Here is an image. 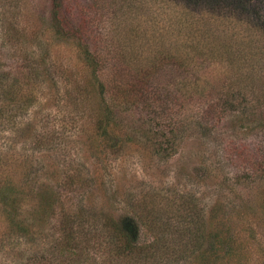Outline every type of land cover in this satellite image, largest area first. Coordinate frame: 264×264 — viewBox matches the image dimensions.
Instances as JSON below:
<instances>
[{"label":"rangeland","instance_id":"obj_1","mask_svg":"<svg viewBox=\"0 0 264 264\" xmlns=\"http://www.w3.org/2000/svg\"><path fill=\"white\" fill-rule=\"evenodd\" d=\"M67 1L78 13L95 7ZM172 1L99 0L97 26L104 44L119 50L123 79L164 50L183 49L192 63L187 76L175 65L143 76L153 88L147 104H115L119 124L106 129L119 137L113 149L95 125L99 97L89 72L74 45L53 33L48 0H0V73L9 74L0 79V190L13 198L0 202V264H118L103 221L151 205L172 213L168 198L183 194L208 223L213 214L212 223L230 231L234 256L217 264H264V178L249 177L247 162L253 153L264 165L256 114L264 109V34L227 12L201 11L196 23L185 22ZM251 3L263 16L264 0ZM32 66L38 73L27 80ZM110 68L108 61L102 80ZM232 97L244 108L210 111L211 98ZM144 128L165 133V155ZM80 211L96 217V228L85 225L68 250L58 219ZM138 229V242L152 239L145 225Z\"/></svg>","mask_w":264,"mask_h":264},{"label":"trees","instance_id":"obj_2","mask_svg":"<svg viewBox=\"0 0 264 264\" xmlns=\"http://www.w3.org/2000/svg\"><path fill=\"white\" fill-rule=\"evenodd\" d=\"M175 4L179 6L181 13L183 12L182 17L185 22L191 19L193 24L196 23L193 18L196 14H201V11L209 14L227 12L245 20V24L248 25L249 23L259 28L264 34V13L263 16L257 14L258 17H255V6H253L255 4L251 3V0H176ZM48 5L50 25L53 33L59 38L70 41L77 49L80 59L89 72V84L93 86L99 97L96 104V110H98L96 111L97 120H95V125L99 130L98 133L104 138L107 137L110 147L117 149L118 145L121 144L117 141L118 135L114 134L115 136L111 137L106 133V129L109 126L117 127L119 124L115 116V104H120L123 107L124 105L147 104L153 88L147 86L144 77L150 76L152 78L151 74L154 75L158 68L168 65H175L180 72L182 71L187 76L188 70H190L188 65L192 64L189 62L188 53L184 52L183 49L176 51L177 54L164 50L158 57H155L153 65H146L134 75L131 74L130 77L123 79L120 76L123 68L118 63V58H120L119 50L112 49L113 47H108V44H104L105 41L101 39L102 34L98 29L99 26H97V22L101 19V16H98L97 13L100 9L98 7L99 0L92 1L91 8L95 7L91 11L88 8L79 6V13L74 8L76 5L67 0H48ZM99 13L101 14V12ZM187 15H191V17ZM197 30L200 34L205 30V26L203 28L198 27ZM195 48L196 56L200 58L203 52L196 45ZM224 49L227 50L226 47ZM200 60L202 61L203 59L200 58ZM108 61L111 66L110 76L105 81L102 80V77L105 74V66ZM197 62H195V65L198 64ZM186 66L188 67L187 70L185 69ZM37 69L36 66H32V73L27 69L26 79L32 78L33 80V77L38 73ZM30 73L31 75H29ZM146 73L148 74L146 75ZM8 75V73H4V75L0 73V79L6 80ZM219 98L221 97L218 96L217 99ZM227 100L222 98L219 101H215L211 98V101H208L210 111L216 110V107L223 103L228 106V111L231 112H237L246 105L245 102L244 104L236 103L233 97L227 98ZM247 101L249 102L248 98ZM256 114L259 116L258 120L264 123V109ZM143 134L153 140V145L156 146L158 154L165 155V150L169 147H162L159 141V138L164 136V132L157 133L155 130L144 128ZM258 161L261 160L257 158L256 154L251 153L248 156V165L251 164L253 167L249 177L256 175L264 178V165ZM3 190H0V202H3L7 197L13 201V198L10 197L12 196L11 193L8 192L4 195L2 193ZM168 200L170 205L172 203V208L175 209L172 213L170 211L160 212L156 210L155 205H151L150 210L145 207L142 209L135 208L132 214L133 217L124 216L119 220L109 218L103 221L111 227L112 242L109 255L118 264H217L216 261L219 262L221 259L234 256L230 231H225L223 228H219L217 223H212L215 215L211 214L209 218H212V220L208 223L205 212L199 203L184 194L168 198ZM11 201L8 202L10 203ZM144 208L148 210V213ZM95 219L96 217H92V215L82 211L77 214L68 212L66 216L59 217V225L66 241L69 243L63 245H67L68 250L69 245L73 247L74 235L82 233L85 225L89 230L95 229ZM138 223H142L149 231L154 233L150 241H137L139 236ZM133 226L136 231H132ZM249 231H251V236L254 237L255 229L253 226L250 227ZM64 249L67 248L65 247Z\"/></svg>","mask_w":264,"mask_h":264}]
</instances>
